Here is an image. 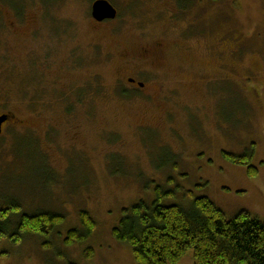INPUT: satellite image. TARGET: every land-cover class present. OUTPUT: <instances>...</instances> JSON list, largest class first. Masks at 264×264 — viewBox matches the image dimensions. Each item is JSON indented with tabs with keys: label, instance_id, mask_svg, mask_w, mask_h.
Here are the masks:
<instances>
[{
	"label": "rangeland",
	"instance_id": "374dc122",
	"mask_svg": "<svg viewBox=\"0 0 264 264\" xmlns=\"http://www.w3.org/2000/svg\"><path fill=\"white\" fill-rule=\"evenodd\" d=\"M94 1L0 0V114L53 124L50 138H15L12 128L0 138V209L63 216L49 235L0 240V264H137L113 231L158 187L173 192L166 205L207 196L229 218L264 219V0L199 4L194 26V14L157 20V0L151 11L114 0L121 23L139 17L142 29L97 26ZM156 39L170 46L164 67L147 94L122 96L125 48ZM37 100L49 104L39 117ZM248 151L255 176L223 155ZM82 212L96 231L67 245ZM178 264H194L193 252Z\"/></svg>",
	"mask_w": 264,
	"mask_h": 264
},
{
	"label": "trees",
	"instance_id": "16d2710c",
	"mask_svg": "<svg viewBox=\"0 0 264 264\" xmlns=\"http://www.w3.org/2000/svg\"><path fill=\"white\" fill-rule=\"evenodd\" d=\"M223 155L229 162L247 165L250 176L257 174L253 152ZM156 193L153 203L143 200L125 208L113 231L117 240L132 248L137 264H178L189 251L194 264H264V219L248 211L229 218L207 196L192 195L189 207L166 205L163 197L173 192L158 187ZM25 213L14 204L0 209V240L16 244L26 234L49 235L63 220L54 212ZM81 223V229L69 232L67 245L82 243L96 231L97 223L89 213H81Z\"/></svg>",
	"mask_w": 264,
	"mask_h": 264
},
{
	"label": "flooded vegetation",
	"instance_id": "af4514ba",
	"mask_svg": "<svg viewBox=\"0 0 264 264\" xmlns=\"http://www.w3.org/2000/svg\"><path fill=\"white\" fill-rule=\"evenodd\" d=\"M108 1L117 10V16L114 19L97 21L96 19L93 18L91 13V16L93 20L96 22L95 24L97 26L113 24L114 28L123 27L124 25L125 27L130 25L133 28H140V29L147 28V24L142 23L141 21L143 20L140 19L139 17L133 18L132 19L133 22L130 24L128 23V21L121 23V20H124L122 14L123 7L114 0H108ZM221 1L222 0H219L217 2H215V0H157V3L159 4L157 11H151L150 8L147 6V4L151 2V0H126L124 6H126L128 10L136 8L137 6H139V4L146 6L147 10L155 14H158L156 17L157 20L159 19L161 14H165L163 19L170 18L171 20L174 21L180 19L182 15L187 17L188 14H192V15L194 14V17L192 16V23L190 24L191 26H194L198 24V15L196 12L199 4H203L202 8L207 9L208 6L214 5L215 3H219ZM124 15L125 18L127 19L128 17L127 15L129 14L125 13ZM17 30L20 31L19 29ZM25 34L27 35V33ZM169 49L170 46L167 44V41L163 39L154 40L150 46L139 43L137 44L136 48L133 50L129 48H125V51L122 54V59L124 60L125 63L123 70L127 69V75L125 76L124 80H121V83L118 86V89L121 91V95L124 97H132V96L147 94L146 91L149 88L150 82L153 83L157 77L158 68H162L165 65L161 57L165 55L169 51ZM74 67L77 66L74 65ZM212 80L213 79L210 80L209 82L210 84L212 83ZM162 89L170 92L174 90V88L172 87H168V88L163 87ZM171 94L175 95L176 93L171 92ZM145 97L148 98L147 96ZM40 102H41L40 100H37L33 105L34 107L33 112L35 117L41 116L43 114V111L48 110L49 104L44 102L40 103ZM3 115H8L9 118L7 121H5V123L1 127L0 138L7 136L6 132L9 128H12L14 129V131L16 130L21 133V134H15V136L13 137L24 138V139L31 138L32 141H38L40 140V138L43 139L50 138L53 133V124L49 126L50 122H47L45 124L46 127L44 126L45 128L43 130H40V127L42 126L39 124V120L30 123L25 119L17 120L15 116H13V114H11L10 112H3L0 114V116ZM39 132H43L44 135H39Z\"/></svg>",
	"mask_w": 264,
	"mask_h": 264
},
{
	"label": "water",
	"instance_id": "95a60500",
	"mask_svg": "<svg viewBox=\"0 0 264 264\" xmlns=\"http://www.w3.org/2000/svg\"><path fill=\"white\" fill-rule=\"evenodd\" d=\"M92 16L97 21H104L106 19H114L117 16V10L108 0H96L92 4ZM9 118L8 115L0 116V133L1 127Z\"/></svg>",
	"mask_w": 264,
	"mask_h": 264
}]
</instances>
